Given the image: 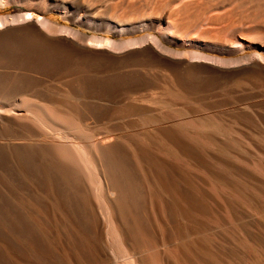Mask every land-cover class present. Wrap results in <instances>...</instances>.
<instances>
[{
    "label": "rangeland",
    "instance_id": "1",
    "mask_svg": "<svg viewBox=\"0 0 264 264\" xmlns=\"http://www.w3.org/2000/svg\"><path fill=\"white\" fill-rule=\"evenodd\" d=\"M26 14L73 33L76 45L42 42L35 27L0 43V251L6 234L29 264H158L146 241L169 235L168 264H264V0H0V21ZM150 41L159 47L145 52ZM100 42L118 49L117 62L83 53ZM204 58L223 64L195 62ZM169 62L187 66L176 75ZM126 84L141 89L121 91ZM109 136L131 151L115 164L138 249L127 256L112 237L95 259L103 238L87 226L99 182L54 143L86 166L89 140ZM39 142L48 154L24 148ZM135 145L158 171V158L177 170L178 187H157ZM60 183L80 210L57 199Z\"/></svg>",
    "mask_w": 264,
    "mask_h": 264
},
{
    "label": "bare ground",
    "instance_id": "2",
    "mask_svg": "<svg viewBox=\"0 0 264 264\" xmlns=\"http://www.w3.org/2000/svg\"><path fill=\"white\" fill-rule=\"evenodd\" d=\"M159 20H163V19L160 18ZM15 22L18 23V24L29 23V26H27V27H18V28L8 27V25L9 26H13L14 25L13 23H15ZM9 23L10 24H8L6 21H0V30H2L0 32V43L4 42L7 39H12L13 40V38H16L18 36L24 35L25 32H29L30 33L31 32L30 30H32L35 27V28H39V29H37L38 31H34L33 30V33L36 34V36H38L37 39H39L42 42H45V43H48V44H56V45L59 44V45H61L63 47H69V48H71L72 46L76 45L74 42L73 43L75 45H73V43L70 42L71 41L70 39L74 40L76 38V36L73 33L69 32V31H66V30L57 31V30L54 29V31H53L51 25L48 22H46V21L42 20L40 17L34 16L32 14H26L24 17H20V19H18V20H17V18H15V19L11 20ZM40 29H43V30L48 31V32H54V33L58 32L59 34H62L63 38L60 37L61 39L59 38L57 40L50 39V37L48 38V36L44 35L42 33L43 31L41 32ZM59 36H61V35H59ZM147 43H148L147 45H149V48H146L145 52H150V51L154 50V48H155L154 46L159 47V45H158V43L156 41H152V42L150 41V42H147ZM40 44L38 43V46ZM146 47H148V46H146ZM77 48H78V45H77ZM82 49H83V47H82ZM113 50H118V49H116V47L111 45L110 42L109 43L108 42H104V43H102V42H100V43H87V44H85V48L83 49V51H84L83 53H87L89 55L90 54L93 55V54H96L97 52H100V51H103V52L106 51V53L103 54L105 60L109 64H114L115 62H117L118 55H117V53H115L116 51L114 52ZM21 53L22 52H20V55H21ZM26 53H28V52H26ZM25 55H27V54H25ZM194 60L195 59H193L192 61H194ZM209 61L210 60L206 59V58H204L202 60L201 59L195 60V62H199V63L202 62V64L206 63V64L211 65V66L213 65V67H218L219 64H220V66L223 64V63L221 64V63H217V62H214L215 64L214 63L212 64V62H209ZM47 64H49V63H47ZM170 65L172 67V71L176 75H179L180 72H181V69L183 70V67L185 68V66H187L183 62H171ZM215 65H218V66H215ZM52 67H54V66H52ZM50 69H49V71H50ZM253 69H255V68L253 67ZM253 69L251 67V72H252ZM208 71H210L211 73L217 74L219 76L222 73L220 70H218L216 68H209ZM257 71L261 72L260 70H257ZM45 73H46V71H45ZM217 78H219V77H217ZM101 85H102V83H101ZM104 85H105V83H104ZM139 89H141V88H137L135 86H131V85H127V84L121 87V91H128V92L136 91V90H139ZM51 107H52V105H51ZM46 110H48V109H46ZM51 112H52V110H51ZM48 113H49V116H50V110H48ZM55 114H56V112L53 114L54 117H52V115H51V117L55 118ZM57 114H56V117L57 116L59 117V115H57ZM61 117H62L61 119L63 120V122H64V120H66V121L69 120L70 122H75V123L77 121V119L76 118L74 119V117H65L64 115H61ZM55 119L57 121H59L60 117H59V119L58 118H55ZM78 120H79V118H78ZM1 121H2V119L0 118V125H1ZM80 121H81V119L79 120V122ZM60 122H61V120H60ZM80 125H82V124H80ZM111 136H109V137H111ZM89 142H90L89 150L86 152V158L88 160V164H86V166L80 161L79 156L75 155L74 153H72L70 151V149H72V147L66 146L65 145L66 143H64V142H55L54 143V147L56 148L57 152L62 157L64 163H66L67 165H69L72 168H74L76 166H79L80 164L83 165L84 167L89 168V169L91 168L93 170V172L91 171V178H94L95 180L97 179L98 182H99V186L97 184V188H96L98 190V198H97L98 200H95L96 203L93 204L94 208H95V210H94L95 212L93 211V215H94V219H95V227L87 226V229H88L89 232H92L93 235L97 236L98 238H100V239L103 238V245H102V247H99V248H98V246L94 245L91 255L95 259H100V257L103 255L104 248L106 247V245L108 243V240H111L112 237H116V238L119 239L120 245H121V249L124 251V253L127 256L132 255V252L134 251V249L135 248L138 249V247H136L134 245V243H133V241H132V239H131V237L129 235L128 227L125 224L124 219H123V214L128 211L131 201L126 196V194L124 193L125 183H124V180L121 177V174L118 171V168L116 167V164H115V162H117V160L122 155H125L124 153H126L128 155L131 151L129 152V149H127L125 146H123V144L119 141L118 138H112V137L111 138L102 137V138H97V139H93L92 138V139L89 140ZM24 148L29 149V151L31 149V152H33L32 150H34L36 153H38V155H40V153L42 151H46V153L48 154L47 149L43 146V143H40V142L38 144L37 143L30 144V145L27 144V145L24 146ZM135 148H136L135 149L136 152L139 153V155H140L139 157H141V160L143 162L144 168L150 174V177L153 176L155 178V184L157 185V187L159 185H160L159 188H161V187L165 188V187L168 186V187L174 189V188L178 187V178H177L178 171L177 170H175L173 167L171 168V166H169L165 162V160H163L162 158H158V162H159V166H160V171H158L157 168H155L153 166L151 158H150L151 163L148 162L149 154L147 152L141 150V149L139 150L137 146ZM6 157L9 158V156H6ZM125 160H126V158H125ZM125 160L123 162H125ZM41 161H43V160H41ZM136 179H138V178H136ZM136 179H135V182H136ZM156 180H157V182H156ZM50 187H52V186H50ZM56 187L59 188V192L57 191L58 193L56 195L55 194L54 195L57 197V199L60 201V203L65 202L68 205H72V206L74 205L75 206V210H77V209L80 210V208L77 207L76 203L74 202V199L70 197L69 192H67V190L64 188V185L61 186V183H60L59 185H56ZM61 187H63V188H61ZM87 200H89V199L87 198ZM92 202H93V200H89V204L90 203L92 204ZM168 203H166V205H169ZM80 214H82V213H80ZM73 218H75V217H73ZM136 232H137V230H136ZM5 239L7 241L9 249L7 248V250L5 252L3 250L0 251V259L3 261V264H24V263L25 264H29L30 261H31L29 256L25 255L23 250L18 249L15 246V244L8 239L6 234H5ZM167 243H170L171 245H173L172 244V238L169 235L166 236L165 240L164 239H160L159 243H157V244H156V241H154V240L146 241V248H147V250H149V252H151V253L148 252L149 255L147 256V259H148L149 263L151 262V263H158V264H168V262H170L168 257H166L165 250L162 249L163 247L164 248L166 247L165 245H167ZM175 248H176V251L178 253H182L183 250H182L181 247L175 246Z\"/></svg>",
    "mask_w": 264,
    "mask_h": 264
}]
</instances>
